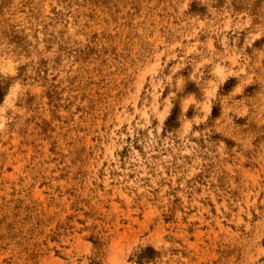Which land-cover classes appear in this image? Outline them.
I'll list each match as a JSON object with an SVG mask.
<instances>
[{
	"label": "rangeland",
	"instance_id": "1",
	"mask_svg": "<svg viewBox=\"0 0 264 264\" xmlns=\"http://www.w3.org/2000/svg\"><path fill=\"white\" fill-rule=\"evenodd\" d=\"M0 264H264V0H0Z\"/></svg>",
	"mask_w": 264,
	"mask_h": 264
}]
</instances>
